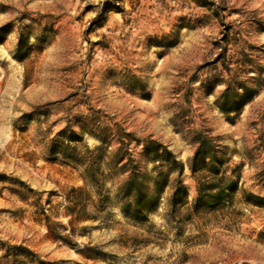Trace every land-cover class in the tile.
Returning <instances> with one entry per match:
<instances>
[{"label":"rangeland","instance_id":"1","mask_svg":"<svg viewBox=\"0 0 264 264\" xmlns=\"http://www.w3.org/2000/svg\"><path fill=\"white\" fill-rule=\"evenodd\" d=\"M224 64L254 95L234 121ZM198 132L218 172L190 169ZM150 140L186 168L151 160ZM133 171L146 197L128 214ZM201 182L226 194L196 207ZM73 187L95 217L70 225ZM9 244L22 264H264V0H0V264H17Z\"/></svg>","mask_w":264,"mask_h":264},{"label":"trees","instance_id":"2","mask_svg":"<svg viewBox=\"0 0 264 264\" xmlns=\"http://www.w3.org/2000/svg\"><path fill=\"white\" fill-rule=\"evenodd\" d=\"M226 52L227 51L224 50L221 53V57L226 55ZM224 69L229 73L230 76L226 80H221L222 83L225 84V88L222 90L221 94L216 97V104L228 119L234 121L235 117L240 114L242 108L253 100L254 95L251 94L250 88L244 82H240L236 75L231 74L232 68L229 65L224 64ZM193 142L197 143L198 146L195 150L194 155L189 161V167L192 172L197 173L198 171H201L203 164L206 163L207 160L211 165V170H213L214 172H218L220 167L216 166V164L220 163L222 159L217 154V146L214 143V138L208 136L203 132H198L197 135L193 138ZM145 149L146 152L150 154L151 160L153 161L164 160L171 163L175 162L178 165L179 172H182L186 168V163L177 160H171V158L174 156L171 150H169L165 146L160 145L154 140L148 141V143L145 145ZM161 149H164V151L161 152ZM202 178H204V175H201L199 177V181ZM166 183V175L163 171H160L155 179L156 188H158L160 191H163ZM146 187L145 174L133 171L129 175L128 179L125 181L122 187L123 199L125 200L123 208L125 209L126 213L130 214L129 209H131V202H134L136 205H140L141 201L146 197ZM215 187H218L219 190L215 191ZM197 191L198 193L195 197L194 205L196 207L201 203L212 205L220 201L223 195L226 194V190L224 187L220 185L215 186L213 182H211L210 184H206L205 182L199 183ZM85 194V190H83L82 188L73 187L65 196L67 201L66 214L70 216V225H74L83 220L95 217L92 214H88L87 212L89 203L94 204V200H92L90 197L87 198ZM187 195V188L182 182H179L174 193L168 199V203L172 208L176 209L177 205L183 206L187 203ZM137 213L140 214L141 212ZM45 215L49 236L55 241L62 240L64 242H69L68 238L57 230L56 226L58 224L52 223V221L50 220V216L47 214ZM61 225L62 227L66 228L65 224ZM17 249L29 251V249L25 246L9 244V249L4 253L3 257H15V262H17V264L24 263L25 260L20 258L23 253L17 252ZM39 264H43V262L40 261Z\"/></svg>","mask_w":264,"mask_h":264}]
</instances>
